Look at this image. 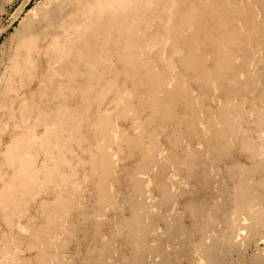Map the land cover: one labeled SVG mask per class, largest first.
Here are the masks:
<instances>
[{"label":"rangeland","instance_id":"rangeland-1","mask_svg":"<svg viewBox=\"0 0 264 264\" xmlns=\"http://www.w3.org/2000/svg\"><path fill=\"white\" fill-rule=\"evenodd\" d=\"M132 1L66 0V4L59 8V0H0V28L9 23L8 20L15 13L13 20L3 28L0 34V77L1 72L6 68L8 76L11 69L17 74L32 73L34 71L38 76V85H42L48 76H55L52 71L53 66L57 63L52 61V56L61 54L64 58L69 57L72 49L70 47L71 43H80L81 35L91 38V44L94 47L89 48L94 49V55L97 53V62L103 45L120 43L119 46L121 47L110 53L111 56L107 62L112 70L108 77L115 73L113 77L114 84H107V88L101 91L106 85L105 80L102 81V85L96 82V94H93L92 91L90 95L91 97L96 95L99 98L98 106L94 111L83 109L81 115L83 124L79 122L75 129L70 128L68 130L70 137L77 135L75 139L80 152L85 155L86 159L95 162L97 178L101 177V181H106L105 194H113V197L116 198V200H104V202L95 205L93 211L97 210V213H94L90 219H84L88 220V223L96 224L95 226L92 225V228L96 229L112 223L119 214H123L126 219H139L144 216L146 211L156 210L155 207H152L153 202L155 204L163 198L158 199V190L165 191L164 184L166 183L170 188V185L173 184H169V182L174 181V178L179 179L181 182L180 185L178 184L180 192L178 191L179 188L176 187L177 185H173L172 191L176 190V194H183V190L186 192L187 189L185 195L189 196L193 187L194 191L197 189L194 186L193 177L191 178L188 174V169H192L193 165L185 161L186 155L187 153H193L192 149L203 150L202 144L198 140L206 138L211 134L212 129L217 128L216 121L208 122L206 120L207 118L203 113L205 106H209V109H207L213 111L222 102L221 97L215 96L219 92L218 83L220 78L212 80L213 63L216 61L213 58L210 59V49L212 44H215L214 48L216 47L218 52L228 53L232 48L239 46L232 35L228 37L225 43H222L220 36H216L217 33L212 30L209 33L204 31L207 35L194 33L195 30L202 27L199 6L201 4H211L209 0L159 1L155 13H148L145 18L142 17V10L145 7L154 6L155 3L153 1H140L137 4L138 11L129 17L125 32H119L116 30L118 26L115 27V24L111 23V14L116 9L122 14H127L132 6ZM226 1L233 9V14H236L235 11L241 12L238 11L241 7L234 1ZM262 1L264 5V0ZM258 5H260L259 2ZM38 6H42V8L37 9ZM30 11H36V13L31 15ZM46 12L61 14L56 22L59 31L54 29L55 34H52L53 38L49 39L46 46H40L37 31L30 30L20 42H14L13 36L17 29L26 27L30 24V20H33L32 22H43L42 19L46 17ZM211 14L214 13L211 12ZM215 18L221 26L222 18L220 16H215ZM256 23L260 30H264L262 21ZM217 24H211V29L218 27ZM205 25L206 20H204ZM158 26L162 27V33L155 31ZM96 27H100V32L95 31ZM145 28L149 30H141ZM51 29L52 23L47 21L43 26V30L50 31ZM248 29L249 26L244 20H237L236 30L238 34L244 36V42L250 45L253 39L249 37L251 33ZM62 30H65V33L60 34ZM222 30L223 33L230 32V26H223ZM112 33L116 34L112 35ZM193 33L195 36H191ZM208 35H211L210 40L214 39L215 43L210 41L208 43L209 48L200 47L207 41ZM13 44L15 45L12 46ZM83 48L86 49V47ZM205 49L209 53H204ZM25 50L33 52H30L32 57L29 60V68L22 71L18 68V64L21 55L27 52ZM261 52H259L260 56L263 54ZM219 61L223 63L225 58L219 57ZM239 61L240 57H237L235 60L236 65ZM66 62H69V60ZM99 62H101V59ZM162 65H165L166 69ZM132 66L141 71L142 77L133 79L132 70L134 68ZM253 68L256 76L264 75V65L262 63L254 65ZM80 77L79 88L88 82L85 72L81 73ZM15 78V75H11L9 79H0V114L5 111L9 103L15 101L14 98L9 102L8 100L11 97L7 96L8 93L17 91L11 83ZM18 81L23 84L22 78H18ZM232 82L236 83L234 80ZM260 82L258 86L262 87L264 78ZM98 87H100L99 90ZM57 88H62V83L57 85ZM146 91L147 95H144ZM42 93L43 91L38 94L41 95ZM28 99H22L20 104L25 105ZM188 102L189 105L187 106ZM83 104L84 102L80 105L82 108ZM156 106L159 108L157 109ZM160 107H162V110L159 112ZM153 109L157 114L154 113ZM192 112L198 118L197 129L199 133L197 138L192 139L190 143L187 140L193 130L187 126L186 120L192 116H190ZM154 114L155 116H153ZM90 115H94V117H90ZM15 117L9 121L10 123L4 124L0 119V228L3 229L4 225L14 220L12 221V227L8 230L19 232L22 236L14 239L9 236L6 237L10 243H13L12 245L15 248L10 251L6 250L7 253L1 255L3 247H0V264H20L21 262L25 264L26 262L23 260L25 257L39 259L44 250H47L46 246L50 245L51 247L48 249L56 253H53L55 255L54 264H79V261H77L79 256L77 257V254L72 253L75 251L73 248L77 247L76 251H78L81 246L73 245L71 251H64L61 256H58L55 249L60 246V243L69 242L72 239L71 236L65 237L54 244L48 243V245L46 239L29 238L33 222L46 223V234L50 236H55L58 232L64 234L68 231L67 227H69L66 218L72 213L71 211L68 212V209H64L58 215L55 214L53 216L55 219L52 220L51 216L47 217L41 212L43 201L53 204L60 202L62 198V193H60L62 183H59V186L56 182H50L49 177L58 172V181L67 179V174L62 172L64 164H58L56 160V157L60 156V151L64 149V144L58 138H55V136H59V134L53 133L55 127L38 128V116L35 117L26 109L22 113L18 114L17 112ZM247 119H243L245 121L243 124H248L247 122L250 119H248L249 121ZM12 133L17 139H13ZM43 139H47L51 147L52 152H49V154L46 152L41 153V141ZM129 140L131 144L140 145L141 148L145 149L150 160H148L145 169L143 168V170L134 174L137 178L132 176L141 186V195L137 197L138 205L127 210L126 208L131 207L132 195L129 187L133 179L125 175L123 167L133 163L132 159L125 157L119 148L121 149V145ZM181 140L192 147H179L177 143ZM16 146L18 151L13 149ZM77 148L73 150L76 152ZM73 150L72 152H74ZM168 161L172 162L169 170L164 168V163ZM45 164H47L46 168L49 171L47 173L49 175L46 177L41 172ZM214 165L220 167L222 163L217 162ZM137 166L136 164L135 167L137 168ZM140 167L141 165L138 168ZM20 172L29 173L31 182L27 188L19 187V183L16 182V179L19 178L18 174H21ZM157 172L162 173L164 178L157 181L155 186L153 184L155 182L154 174ZM15 174L16 178H14ZM242 174L244 172L239 175ZM97 178L94 179L95 182ZM84 182V179L80 185L77 182H71L67 190L77 189L78 185L81 188ZM182 182H186L187 186L184 184L185 188L182 186ZM190 183L193 184V187ZM102 187L103 184L98 189ZM190 187L192 188L190 189ZM188 189L191 191H188ZM205 189L202 187L198 191L204 193ZM147 190L149 191L146 192ZM73 192L78 193V191ZM147 194H149L148 199L145 196ZM118 199L119 202H117ZM180 199L183 198L179 197L178 201ZM181 201L180 203H182ZM83 202L84 200L78 207H73L70 210L79 209L80 206L84 207L86 204ZM175 203L172 205L173 208L170 214L180 216L182 221L188 224V213L184 211L183 204L177 202L179 204L175 205ZM16 205L20 207L18 215L11 214L9 209H14ZM232 212V223L238 228L235 236L237 251L229 253L228 256L232 257L233 264H246L251 258L252 261L262 262L264 260V238L251 246L247 245L244 242V236L248 235L249 220L245 219L246 214L240 212L238 208L232 209ZM170 218L171 216L168 219ZM5 230L7 231V229ZM106 238V235L100 236L92 246L103 242ZM84 239V236L79 238L82 242V248L86 249L83 245ZM39 251H42V254ZM93 252L91 251L90 255ZM80 260V264H87V258H81ZM203 263L204 261L201 264ZM261 264H264V262Z\"/></svg>","mask_w":264,"mask_h":264},{"label":"bare ground","instance_id":"bare-ground-1","mask_svg":"<svg viewBox=\"0 0 264 264\" xmlns=\"http://www.w3.org/2000/svg\"><path fill=\"white\" fill-rule=\"evenodd\" d=\"M140 1H153L155 3L154 6L145 7L142 10L143 18L148 13H155L159 1L166 2V0H133L127 14H122L118 9L114 10L111 14V23L115 24V27L118 26L116 30L125 32L129 17L138 11L137 4ZM209 1L211 4H201L199 6L200 24L202 27L195 30L194 33L207 35L204 31L209 33L212 30L214 33H217L216 36H220L222 43H225L228 37L232 35L237 45H239L232 48L228 53L218 52L217 48H214L215 44H212L210 49V59L212 60L213 58L216 61L213 63L212 80L220 78L218 95H214L221 97L222 102L213 111L208 110L209 106H205L203 113L208 122L216 121L217 128L212 129L211 134L206 138L198 140L202 144L203 150L192 149L194 152L187 153L186 155L185 161L193 165L192 169H188V174L191 178L193 177L194 186L197 189L194 191L193 184L191 185L190 183L193 190H190L192 187L188 189V191H191L189 196L185 195L187 189L186 192L183 190V194H176V190H174L175 192L172 191L173 185L175 184L178 187V184L180 185L181 182L179 179L174 178V181L169 182V184H173L172 186L170 185V188H168V184L166 183L164 184L165 191L161 192L160 189L158 190V199L163 198L155 204L153 202L152 207H155L156 210L146 211L144 216H141L139 219H126L123 214H119L112 223L100 226L97 229L92 228V225L95 226L96 224H91L87 222L88 220H84L92 218L94 213H97V210L93 211L95 205L104 202V200L113 201L116 198L113 197V194H105L104 187L106 181H101V177L97 178L95 162L86 159L85 155L77 148L75 139L77 135L75 134L70 137L68 132L70 128L75 129L79 122L83 124V119H81L83 109L94 111L98 106L99 98L96 95H92V97L90 95L92 91L93 94H96L95 83L98 82V84L102 85V81L105 80L106 85L101 90L103 91L107 88V84L115 82L113 80L115 73H112L108 77L112 70L107 62L110 59V53L115 52L117 48L121 47L119 46L120 43L115 42L113 45H103L100 49L101 52L98 55L97 62V53L94 55V49L89 48L94 47L91 44V38L81 35L80 43H71L70 47L72 49L69 57L64 58L61 54L52 56V61L57 63L53 66L52 71V74L55 76H48L42 85H38V76L34 71L32 73L17 74L11 69L9 76L7 68L1 72V80L9 79L11 75L16 76L11 83L17 89L16 92L7 94L8 97H11L8 100L9 102L14 98L15 101L11 104L9 103L5 111L0 114L3 124L10 123L11 119L16 118L17 112L19 114L26 109L35 117L38 116V128L42 127L46 129V127L50 128L54 126L55 130L53 133L59 134L55 138H58L64 144V149L60 151V156L56 157V160L58 164H64L62 172L67 174V179L58 181V172L57 174L53 173L49 177L50 182H56L59 186V183L63 184V186L61 184L60 191L62 198L60 202L53 204L43 201L41 212L47 217L51 216L52 220H54L53 216L55 214L58 215L64 209H68V212L71 211L72 215L66 218L69 225L67 227L68 231L64 234L58 232L55 236H50L46 234V223L33 222L29 238L46 239L48 245V243L54 244L60 242L65 237L71 236L72 239L69 242L65 244L60 243V246L55 248L57 251H55L58 256H61L64 251H71L70 249L73 245L81 246L78 251H76L77 247L73 248L75 251L72 253L77 254V257L79 256L77 258L79 264L81 263V258H87V264H201L202 261H204L203 264H233L232 257L228 256V254L237 251L235 236L238 228L232 223V209L234 208H238L240 212L245 213V219L249 220L247 226L248 235L244 236V242L251 246L264 238V85L262 87L258 86L264 75L260 74L256 76L253 68L258 63L264 65V30H260L256 26L257 21L264 23V5L262 0H229L231 2L234 1V3L241 7L238 10L241 11L240 13L235 11L236 14H233V9L230 8V4L227 1ZM257 1L260 5H258ZM58 4L59 8H62L66 4V0H59ZM42 6H38L37 9L42 8ZM166 8L167 5L165 10ZM36 11H30V14L33 15ZM211 12L214 14H211ZM45 15L46 17L42 19L43 22H32L33 20H30V24L26 27L17 29L13 36L14 42H20L24 36H27V32L30 30L37 31V39H39L40 46H46L49 39L53 38L52 34H55L54 29L59 31L56 27V22L61 14L58 12H46ZM215 16L222 18L221 26ZM14 17L15 13L11 15V18L8 20L9 23ZM204 20H206L205 26ZM237 20H244L248 24V31L251 33L249 37L253 39L250 45L244 42V36L242 37L238 34L236 30ZM47 21L52 23L50 31L43 30V26ZM139 21L142 22L141 20ZM9 23L0 28V34ZM213 23H219L217 24L218 27L211 29V24ZM223 26H230V32L223 33ZM141 30L148 31L149 29L145 28ZM156 30L161 33L163 32L161 26L156 27ZM95 31L100 32V27H96ZM63 33H65V30L60 31V34ZM194 33L191 36H195ZM210 37L211 35H208L207 41L202 46L200 45V47L209 48L208 43L210 41L215 43L214 39L210 40ZM83 47H86V49ZM25 51L27 52L21 55L18 64V68L22 71L29 68V60L32 57L30 52H33L31 50ZM205 51L204 53H209ZM260 51L263 52L261 56L259 54ZM219 57L225 58V61L220 63ZM237 57H240L238 65L235 63ZM100 59L101 62H99ZM68 60L69 62H66ZM162 67L166 69L165 65H162ZM133 68V79L142 77L141 71L135 67ZM84 72L88 82L79 88L80 74ZM18 78L23 79L24 85L18 81ZM232 80L236 83H233ZM56 83L57 85H61L62 83V88H57ZM100 87H98V90ZM42 91L43 93L39 95L38 93ZM144 95H147V91L144 92ZM24 98H29L28 102L25 105L20 104ZM82 102H84L83 108L80 106ZM188 105L189 102L187 103ZM156 108L158 109L159 107L156 106ZM161 110L162 107H160L159 112ZM153 111L157 114L155 109ZM190 116L186 120V123L193 131L190 133L192 137L190 136L187 142L197 138L199 133L196 114L192 112ZM90 117H94V115H90ZM243 119L249 121L247 125L243 124L245 122ZM12 135L14 136L13 139H17L14 133ZM187 142L183 143V140H181L177 144H179V147H192ZM41 144V153L46 152L49 154V152H52L47 139H43ZM75 148H77L76 152L73 150ZM13 149L18 151L17 146ZM119 150L125 157L132 159L133 164L130 163L123 167V171L127 177H132L136 172L147 167L150 158L147 157V151L141 148L140 145L131 144L129 140L128 142H124ZM217 162L222 163V166L219 167L217 165L216 167L214 164ZM135 163L138 165L137 168L135 167ZM16 165L15 168L17 167ZM139 165H141L140 168H138ZM46 166L47 164L41 169L44 177L49 175L47 174L49 171ZM171 166V161L164 163V168H167V170ZM243 172L244 174L239 175ZM20 173L16 182L19 183V187L27 188L31 182L29 173ZM163 176L159 172L154 174L155 182L153 184L156 186L157 181L164 178ZM134 177L137 178L136 175ZM14 178H16V174ZM82 178L85 182L79 188L83 180ZM95 178H97L96 182ZM71 182H77L79 184L78 188L67 190ZM102 184L103 187L98 189ZM184 184L186 185V182L182 184L183 187L185 186ZM202 187L206 189L204 193H199L198 190ZM129 190L132 195V201L131 207L126 208L127 210L138 205L137 197L141 195V186L133 179ZM73 191H78V193H74ZM178 191L180 192V188ZM145 196L147 199L149 198V194ZM154 196L156 195L154 194ZM178 196L183 199L178 201ZM83 200V203L86 204L84 207L80 206L79 209L70 210L73 207H78ZM117 202H119V199ZM175 202L183 204L184 211L188 213V217L186 216L189 218L188 224L184 223L180 216L170 214L173 208L172 205ZM176 203L175 205L179 204ZM19 209V205H16L14 209L10 208L9 212L18 215ZM169 216H171L170 219H168ZM80 218L82 221H80ZM12 221L14 220L4 225L3 229L0 228V242L3 245L0 246L3 247L1 255H5L7 251L15 248L12 245L13 243H10L6 239L7 236L11 239L22 236L19 232H10L8 230L12 227ZM103 235L107 236L106 240L92 246ZM81 236L85 237L83 245H85L86 249L82 248V242L79 240ZM50 247L51 245L46 246L47 250H44V255L42 251H39L42 254L39 259L23 258L26 262L25 264H54V254L56 253L50 251L48 249ZM47 251L48 253L46 254ZM91 251H94L92 255H90ZM251 259L246 264H261L264 262L263 260L258 263V261H252Z\"/></svg>","mask_w":264,"mask_h":264}]
</instances>
